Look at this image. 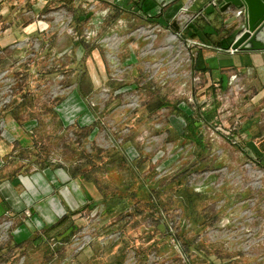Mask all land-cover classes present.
I'll list each match as a JSON object with an SVG mask.
<instances>
[{
  "label": "rangeland",
  "instance_id": "rangeland-1",
  "mask_svg": "<svg viewBox=\"0 0 264 264\" xmlns=\"http://www.w3.org/2000/svg\"><path fill=\"white\" fill-rule=\"evenodd\" d=\"M144 2L0 0V264H264V85Z\"/></svg>",
  "mask_w": 264,
  "mask_h": 264
},
{
  "label": "crops",
  "instance_id": "crops-1",
  "mask_svg": "<svg viewBox=\"0 0 264 264\" xmlns=\"http://www.w3.org/2000/svg\"><path fill=\"white\" fill-rule=\"evenodd\" d=\"M126 1L127 0H125V2ZM143 1H145L143 5L144 9L145 7L147 9L154 8L153 12L160 14L159 20L166 25L170 24V27L175 33L180 30L178 25L179 23H177L179 16L181 15L182 11H188V16L194 18L184 28H186L188 34L190 35L196 33L194 42L203 43L204 41H208L204 33H206V31L207 35L209 34L208 32L213 33L211 35L212 45L209 44V47L212 48V50H209L211 51V55L214 58L213 62L217 57V64H214V67H216L213 70L214 75H220V77H223V80H225L226 78L230 77V73L232 71H240L247 68L248 71L251 74L254 73L256 78L259 79L264 85V51H237L232 54L228 52V50H221V48H228L231 46L232 40L236 35L235 32H238L241 25V22H239L235 17L231 16L229 12L222 9V0H217L218 2L216 5L213 4L215 0ZM232 30L234 32L231 33ZM203 59H201V61ZM204 67L205 65L202 63L201 68ZM54 173L59 174V170L54 169L51 171L48 169L43 173L39 172L31 176H26L24 180H27L28 184H26L27 190L23 192V194L18 193L15 187L16 183L21 184L25 182L23 180V176H13V178L10 180H6L4 182L0 181V214L3 211L6 212L14 209L22 210L27 205H30L31 202L35 201L34 199L38 194H46V190L49 191L50 188H48V184L45 185V176L51 174V176L55 177ZM56 201V198L51 199V202L58 204ZM36 221L40 223L38 218ZM42 226L44 225L42 224ZM31 234L33 233L29 232L28 227L23 226L16 230L14 233V238L17 244H21V242L25 239V241H27L31 238L36 240L41 238L38 234Z\"/></svg>",
  "mask_w": 264,
  "mask_h": 264
},
{
  "label": "water",
  "instance_id": "water-1",
  "mask_svg": "<svg viewBox=\"0 0 264 264\" xmlns=\"http://www.w3.org/2000/svg\"><path fill=\"white\" fill-rule=\"evenodd\" d=\"M222 9L241 22L232 51H264V0H222Z\"/></svg>",
  "mask_w": 264,
  "mask_h": 264
},
{
  "label": "trees",
  "instance_id": "trees-1",
  "mask_svg": "<svg viewBox=\"0 0 264 264\" xmlns=\"http://www.w3.org/2000/svg\"><path fill=\"white\" fill-rule=\"evenodd\" d=\"M194 35V34H193ZM184 119L186 121V127L188 130H190L191 136H193L194 139H191L192 141H195L197 143H202L203 139H200L199 133H198V126L196 125V121L193 119V115L187 114L186 112H183ZM198 134V135H197ZM189 135V134H187Z\"/></svg>",
  "mask_w": 264,
  "mask_h": 264
},
{
  "label": "built area",
  "instance_id": "built-area-1",
  "mask_svg": "<svg viewBox=\"0 0 264 264\" xmlns=\"http://www.w3.org/2000/svg\"><path fill=\"white\" fill-rule=\"evenodd\" d=\"M213 3H214V4H217V0H215Z\"/></svg>",
  "mask_w": 264,
  "mask_h": 264
}]
</instances>
